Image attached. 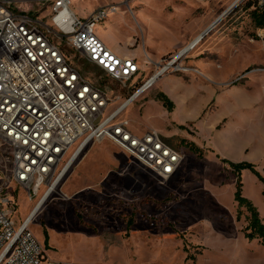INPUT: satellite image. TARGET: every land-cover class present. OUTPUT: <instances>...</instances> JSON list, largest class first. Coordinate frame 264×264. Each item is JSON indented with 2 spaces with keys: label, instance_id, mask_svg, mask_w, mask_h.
Masks as SVG:
<instances>
[{
  "label": "rangeland",
  "instance_id": "1",
  "mask_svg": "<svg viewBox=\"0 0 264 264\" xmlns=\"http://www.w3.org/2000/svg\"><path fill=\"white\" fill-rule=\"evenodd\" d=\"M234 1L72 0L80 17L117 7L97 34L109 47L147 62L146 76L136 81L168 68L124 118L136 133L158 132L185 158L163 181L108 139L89 145L31 224L44 249L43 226L48 232V260L264 264V245L246 236L250 213L235 198L239 176L230 165L252 163L264 177V30L255 28L250 4ZM202 32L207 34L197 49L175 61ZM190 68H200V74ZM8 150L0 144L1 156ZM3 177L2 185L12 187L20 223L41 194L10 185V172ZM241 180L243 197L264 221V183L249 170L241 172Z\"/></svg>",
  "mask_w": 264,
  "mask_h": 264
},
{
  "label": "built area",
  "instance_id": "2",
  "mask_svg": "<svg viewBox=\"0 0 264 264\" xmlns=\"http://www.w3.org/2000/svg\"><path fill=\"white\" fill-rule=\"evenodd\" d=\"M236 1L264 12V0ZM116 12L111 5L80 17L72 0H0V144L9 148L0 155V264H71L48 260L31 229L35 217L16 221L12 187L1 183L7 172L10 185L38 195L104 139L163 181L185 158L158 132L136 133L124 118L168 69L136 81L147 62L118 54L97 34Z\"/></svg>",
  "mask_w": 264,
  "mask_h": 264
},
{
  "label": "trees",
  "instance_id": "3",
  "mask_svg": "<svg viewBox=\"0 0 264 264\" xmlns=\"http://www.w3.org/2000/svg\"><path fill=\"white\" fill-rule=\"evenodd\" d=\"M250 4L254 8V1H248L245 2ZM251 17L253 24L256 29H263L264 30V12L254 8V10L251 12ZM161 101L167 105L171 110L173 107V103L168 99L167 96L161 95ZM199 148H197L195 145L191 146V150L194 153H199ZM231 167L237 172L238 180H237V190H236V200L239 202L240 208H246L247 211L250 213L249 218V224L245 228L246 230V236L251 239H259L261 241V244L264 245V221L261 219L259 211L256 209V207L253 205V203L243 197L242 195V180H241V172L243 170H249L251 171L261 182L264 183V177L260 174L258 170H256L255 166L252 163L249 162H242V163H230ZM263 197H264V191H263ZM133 224L132 221L129 222V227ZM44 230V245L45 250L49 249V235L46 229L43 226Z\"/></svg>",
  "mask_w": 264,
  "mask_h": 264
},
{
  "label": "bare ground",
  "instance_id": "4",
  "mask_svg": "<svg viewBox=\"0 0 264 264\" xmlns=\"http://www.w3.org/2000/svg\"><path fill=\"white\" fill-rule=\"evenodd\" d=\"M235 5L238 4V2L235 0L234 1ZM234 5V4H233ZM232 5V6H233ZM234 5V6H235ZM233 6V7H234ZM229 9V8H228ZM227 13V11L224 13V15ZM223 14L221 17H219L217 20H215L207 29L208 31H211L213 29H215L216 25L219 23V21L222 19ZM207 32L205 33H199L186 47H184V49L182 51H180L177 54V57L175 58V61L180 59L182 56L186 55L187 53H189L191 50L194 51L195 49H197V47L200 45L201 41L203 40V37L207 34ZM174 61V62H175ZM165 69H168L167 67H165ZM164 71V69H163ZM156 83H154L152 86H154ZM151 86V87H152ZM75 163V161H74ZM59 182H54V184H52L48 190H46L43 194H41L40 199L38 200L35 209L29 214L31 216V218L35 217V215L37 213H39V211L42 209V207L44 206V204L46 203V201L48 200V198L52 195V193L57 189V187L59 186Z\"/></svg>",
  "mask_w": 264,
  "mask_h": 264
},
{
  "label": "crops",
  "instance_id": "5",
  "mask_svg": "<svg viewBox=\"0 0 264 264\" xmlns=\"http://www.w3.org/2000/svg\"><path fill=\"white\" fill-rule=\"evenodd\" d=\"M186 47V46H185ZM112 49L114 50V51H116L118 54H120V55H126V54H123L122 53V51L120 50V49H118L116 46H113L112 47ZM184 49V48H183ZM182 50V49H181ZM190 52H192V50L190 51ZM189 52V53H190ZM200 69V68H199ZM78 159V158H77ZM77 159L75 160V162L77 161Z\"/></svg>",
  "mask_w": 264,
  "mask_h": 264
},
{
  "label": "water",
  "instance_id": "6",
  "mask_svg": "<svg viewBox=\"0 0 264 264\" xmlns=\"http://www.w3.org/2000/svg\"><path fill=\"white\" fill-rule=\"evenodd\" d=\"M3 1H10V2H12V1H14V0H3Z\"/></svg>",
  "mask_w": 264,
  "mask_h": 264
}]
</instances>
